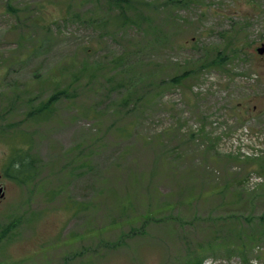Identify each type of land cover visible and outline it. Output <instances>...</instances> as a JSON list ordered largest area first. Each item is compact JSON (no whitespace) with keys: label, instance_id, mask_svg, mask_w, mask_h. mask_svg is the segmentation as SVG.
I'll return each mask as SVG.
<instances>
[{"label":"rangeland","instance_id":"1","mask_svg":"<svg viewBox=\"0 0 264 264\" xmlns=\"http://www.w3.org/2000/svg\"><path fill=\"white\" fill-rule=\"evenodd\" d=\"M102 1L0 0V90L27 83L33 89L22 94L38 101L60 82L56 74L63 84L78 69L74 57L104 83L85 99L60 101L35 128L40 175L25 186L5 182L0 232L16 222L0 238V264H184L185 249L199 243L201 264H241L214 245L234 241L238 222L262 232L246 257L264 264V53L255 50L264 43V0H146L157 30L124 59L141 79L120 112L121 92L106 93L102 75L124 40L140 35L101 34L83 20ZM68 2L80 16L61 21ZM42 18L50 24L32 27ZM217 50L222 66L200 67ZM184 72L180 84L168 83ZM147 88L152 97L134 101ZM9 143L0 138V162ZM82 152L89 158L80 166ZM146 212L152 221L140 231Z\"/></svg>","mask_w":264,"mask_h":264},{"label":"trees","instance_id":"2","mask_svg":"<svg viewBox=\"0 0 264 264\" xmlns=\"http://www.w3.org/2000/svg\"><path fill=\"white\" fill-rule=\"evenodd\" d=\"M186 2L185 0H166L167 5L170 7H175L177 4H186ZM72 6V3L68 2L65 15L58 19L61 21L65 19H78L80 15L72 10ZM6 7L9 11L13 10L10 3H7ZM98 9V11L95 9L92 12L86 13L83 16V20L94 23L101 28V34L103 31L104 34L109 35V33H121L125 32L126 29H131L140 35L137 36L138 34H136L124 40L126 44L122 47L120 54L113 60L112 66L108 70H105L102 75V81H106L105 83L108 84V88L105 87L106 93L121 92V99L119 100L118 106L120 112L124 109V106L128 105L129 101H132L133 97L136 96L135 85L141 79L139 75H135L136 73L133 72L132 68H128L124 65L126 62L124 59L136 53L140 48H138V44L142 41L147 43L149 40L148 37L157 30V26L155 25L157 17L156 7L153 2H148L146 0H103L102 6ZM42 21L43 18L41 21H35L32 27L41 29L50 24L49 22ZM22 37L29 38L30 34L25 32ZM230 38L232 40L235 39L233 37ZM88 51L89 48L83 50L85 54H88ZM212 51H215L213 47L206 50V53H212ZM225 58L226 55H222V51L217 50L213 56L207 57L206 61L200 64V67L222 66ZM75 59L76 57L71 60V64L78 65V69L65 75L64 82L66 83L61 84L64 75L58 77L56 74L55 77L60 79V82L54 81L56 82V87L48 95L38 101L34 99L35 97L33 95L28 96L22 94V92H28L33 89L31 85L27 83L24 84L23 89H19L18 86H15L10 89V91L0 90V138H3V140L9 143L10 140L13 139L12 137H15V139L10 142L11 144L9 143L13 152L5 162L3 173L5 176L9 177V179H13L20 185L25 186L30 183H36L40 175V159L36 152L32 151L35 128L48 123L56 116V107L60 101L66 98L71 99L77 97L85 99L83 95L86 96L87 92H93L95 90V92H99L104 88H101V86H104V83L95 84L96 79L93 77L92 70L87 71V65L83 62L78 64ZM190 71L191 70L188 72ZM86 72L87 80H89L83 81ZM128 74H131L132 78L129 77ZM185 75L186 73L184 72L180 75L172 76L168 79V83L170 85L180 84ZM146 95L147 100L152 97L149 88L135 97L134 101L141 99L143 103L146 101V99H143ZM19 107H22V110H19ZM89 112V107H86L84 111L80 113L85 115ZM122 131L123 129L121 132ZM88 155V152H82L83 159H81L79 163L80 166L85 165L87 157L89 158ZM236 195H238V193ZM130 204L131 201H128L126 205H122V211L128 209ZM163 207H168V204L165 203ZM134 217L136 218V216ZM151 218L152 215L146 212L138 227L140 231L144 230L147 223L152 221ZM261 220L263 221L264 219H260L259 223H261ZM14 222L16 221L9 222L7 227L1 230L0 238L5 234L7 228L14 226ZM114 222L115 221H112L110 224ZM222 230L225 232V229ZM235 230L237 231V237L234 241L228 238H226V240H215L214 245H218L219 247L223 246L227 250L231 249L235 251L239 255L241 264H248V259L246 257L247 249L263 237L262 232L258 230L251 233L241 222L236 224ZM136 231L137 229H134V227L130 228L131 233H135ZM188 248L189 249H185L184 251V264H201L202 258L200 256L204 252V244L199 243L191 245ZM258 253H260V258L264 259V251H258Z\"/></svg>","mask_w":264,"mask_h":264},{"label":"flooded vegetation","instance_id":"3","mask_svg":"<svg viewBox=\"0 0 264 264\" xmlns=\"http://www.w3.org/2000/svg\"><path fill=\"white\" fill-rule=\"evenodd\" d=\"M4 167H5V161H1L0 162V198L4 196L5 186H6L5 182L9 179V177L5 176L3 173Z\"/></svg>","mask_w":264,"mask_h":264},{"label":"water","instance_id":"4","mask_svg":"<svg viewBox=\"0 0 264 264\" xmlns=\"http://www.w3.org/2000/svg\"><path fill=\"white\" fill-rule=\"evenodd\" d=\"M255 50L257 53L263 54L264 53V43H261L259 46H257Z\"/></svg>","mask_w":264,"mask_h":264}]
</instances>
